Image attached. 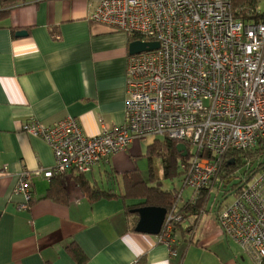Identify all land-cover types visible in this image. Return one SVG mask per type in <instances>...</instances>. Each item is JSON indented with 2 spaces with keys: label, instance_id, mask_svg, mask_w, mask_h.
<instances>
[{
  "label": "crops",
  "instance_id": "1",
  "mask_svg": "<svg viewBox=\"0 0 264 264\" xmlns=\"http://www.w3.org/2000/svg\"><path fill=\"white\" fill-rule=\"evenodd\" d=\"M99 1L15 0L0 21V264H254L237 243L226 237V244L218 214L188 213L173 248L136 231L126 212L135 201L125 199L120 179L139 170L140 139L85 173L118 197L89 200L70 171L60 202L48 197L52 179L34 175L52 168L55 156L25 131L27 122L50 126L74 116L94 136L125 121L131 39L90 20ZM24 172L33 173L28 208L17 191Z\"/></svg>",
  "mask_w": 264,
  "mask_h": 264
},
{
  "label": "built area",
  "instance_id": "2",
  "mask_svg": "<svg viewBox=\"0 0 264 264\" xmlns=\"http://www.w3.org/2000/svg\"><path fill=\"white\" fill-rule=\"evenodd\" d=\"M90 20L159 47L128 56L123 124L94 136L74 116L25 124L55 156L52 168L34 175L85 174L135 140L162 135L195 147L182 164L183 186L193 198L206 191L208 202L229 156L264 143V13L243 20L233 0H100ZM32 177L22 173L17 185L24 208L33 198ZM182 218L167 212L159 236L171 248ZM218 224L256 264L264 261V167L218 212Z\"/></svg>",
  "mask_w": 264,
  "mask_h": 264
},
{
  "label": "trees",
  "instance_id": "3",
  "mask_svg": "<svg viewBox=\"0 0 264 264\" xmlns=\"http://www.w3.org/2000/svg\"><path fill=\"white\" fill-rule=\"evenodd\" d=\"M14 1L15 0H2L0 21L10 13V7L15 5ZM262 1L264 0H233L236 15L246 21L258 19L264 13L258 10V6ZM130 39L132 42L138 39V37L132 36ZM164 138L163 141L159 139L154 140V142L148 146L147 155L150 161H152L155 156L161 157L164 177L173 178L177 175H182L183 182L185 171L182 169V164H188L190 162V154L192 153L190 145L186 146L189 154L183 156V152H180L177 148L179 144L177 140L169 137ZM229 158L230 159L225 162L221 172L220 184L225 185L227 188L226 196L231 193L239 195L250 177L258 173L264 167V143H261L253 150L234 152ZM230 160H233L234 163L229 164ZM242 166H245V168L247 167V169L244 170V174H239ZM71 172L73 173L74 181L89 200L95 201L102 197L114 198L119 196L117 193H113L98 185H91L86 179L85 174L76 173L75 170H71ZM65 175H55L51 178L52 183L49 188L48 197L60 202H67V190L62 181ZM236 178H239L238 183H235ZM123 179L126 185V191L123 196L125 199L135 201L132 204L126 205L127 215L133 216L134 227L139 217L133 210L142 206L163 207L167 209L168 213L173 211L177 215H182L183 218L181 222L176 224V230L187 218L188 213L200 214L202 210H204L206 204H208V202H206V191L203 193L201 192L198 198H191L186 201L180 194L184 186L180 191L177 189L164 188L162 182L155 177L153 168H151L148 178H145L139 170H136L125 172V174H123ZM261 264H264V261Z\"/></svg>",
  "mask_w": 264,
  "mask_h": 264
},
{
  "label": "rangeland",
  "instance_id": "4",
  "mask_svg": "<svg viewBox=\"0 0 264 264\" xmlns=\"http://www.w3.org/2000/svg\"><path fill=\"white\" fill-rule=\"evenodd\" d=\"M258 10L261 12H264V1H262L260 3V5L258 6ZM156 139L163 141L165 138L162 135L150 134V135H147V136L143 137L142 139H140V141H139L140 145L138 147L139 154L135 157V165L138 167L139 172L145 178H148V176L150 174V170H151V168H153L155 177L162 182V185L164 188L177 189L180 191V190H182V187H183L182 175L181 176L177 175L173 178L164 177L163 164H162L161 157L155 156L153 158V160L150 161V159L147 155L148 146L151 143H153L154 140H156ZM191 150L195 151V147L191 148ZM240 169L241 170L239 171V174H244V170L247 169V167L245 168V166H242ZM104 181L106 182L105 177H104ZM120 182H121V185H123V178L120 179ZM238 182H239V178H236L235 183H238ZM226 191H227V188L225 187V185H223V184L221 185L220 182L213 188L211 195L209 197V200H208L206 210H205L206 214L208 216H211L212 218L215 219L218 212L221 209H223L228 203H231L234 200L235 194L231 193V194L226 196ZM193 196H194V191L190 187H185L183 189L182 197L184 200L187 201V200L193 198ZM189 237H191V236H189ZM224 237L226 238L227 236L224 235ZM227 238H229V237H227ZM227 238L226 239L223 238L225 240L226 244H227V240H228ZM246 255L250 258V260H252V262L254 264H256L255 261L248 254H246Z\"/></svg>",
  "mask_w": 264,
  "mask_h": 264
},
{
  "label": "water",
  "instance_id": "5",
  "mask_svg": "<svg viewBox=\"0 0 264 264\" xmlns=\"http://www.w3.org/2000/svg\"><path fill=\"white\" fill-rule=\"evenodd\" d=\"M27 34L28 32L26 30H19L16 33L17 36H25ZM158 47V42H144L136 40L130 43L129 54H136L142 51L156 49ZM177 148L180 152H183V156H187V147L184 143H179ZM233 163V160L229 161V164ZM133 212L137 213L139 217L136 224V231L152 235H159L161 233L167 215L166 208L142 206L134 209Z\"/></svg>",
  "mask_w": 264,
  "mask_h": 264
}]
</instances>
